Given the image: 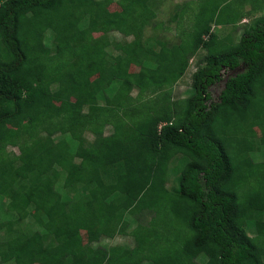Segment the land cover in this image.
Returning a JSON list of instances; mask_svg holds the SVG:
<instances>
[{"label": "trees", "instance_id": "1", "mask_svg": "<svg viewBox=\"0 0 264 264\" xmlns=\"http://www.w3.org/2000/svg\"><path fill=\"white\" fill-rule=\"evenodd\" d=\"M116 2L0 0V264H264V0Z\"/></svg>", "mask_w": 264, "mask_h": 264}, {"label": "rangeland", "instance_id": "2", "mask_svg": "<svg viewBox=\"0 0 264 264\" xmlns=\"http://www.w3.org/2000/svg\"><path fill=\"white\" fill-rule=\"evenodd\" d=\"M185 1H189V0H162V2H160L158 4V6L156 7V9H155L156 17L154 18L152 23L153 22H156V23L157 22L167 23L166 20L172 14L173 6L178 4V3L185 2ZM110 9H111V11H116L118 9V5H117L116 0H113V4L110 6ZM249 10H251L250 5L245 4L244 12L249 11ZM259 17H264V11H261V12L256 11L255 14L252 13L250 16L244 17L242 19L241 23L238 24L236 33L234 34V37L236 39H238L239 36L241 35V33L243 32L244 28L247 26V24L250 23V20L254 19V18H259ZM165 25H167V24H165ZM168 26H169L170 30H167V31H165V29H166V26H165V29L162 28V29H157V30H152V29H149V28H145L144 32H145L147 37L149 36L148 38L154 36L156 39L174 43V42H176V38L174 36L175 25L174 24H169ZM91 30L94 32V34H93L94 36H98L99 35V33L97 31L95 32V30H94V28L92 26H91ZM229 31H230L229 28L228 29H223V31L221 30L220 34L223 35L224 33H227ZM110 38L114 39L116 41H120L123 37L119 33L115 32V33H112L110 35ZM143 70L145 72H148V69L146 67L145 68H141V67L132 66L130 68V70H129L130 79L136 78L140 72H143ZM191 73H192V70L186 72V74L173 86L172 93L170 95V98L172 100L183 99V98L187 97V95H188V93L190 91V75H191ZM68 77H69V81H70L72 89L79 90L80 89V84H79V79H78L77 75L76 74H69ZM221 88H222V82L212 86L210 89H211L212 93L214 94V93L219 92ZM136 92H137L136 89H132L131 90V96L134 97L136 95ZM78 101L83 105V108L86 111L87 110V103L85 102V100L80 98V99H78ZM99 102L102 103L100 101V99H99ZM67 104L68 103H66V102L65 103L64 102H60L58 105L61 106V107H64ZM111 132H112L111 126H106L105 129H104L105 135H108ZM255 132H256L257 137H259V138L263 137V135L261 134V132L258 129H256ZM85 136L87 138H89V139L92 138V136L89 133H87V132L85 133ZM73 148H75V147H72V150H73ZM9 150L12 151L15 154L19 153L17 147H10ZM160 151H162V152H160L159 157L162 160H164L165 162L169 163L172 160L173 155L171 153H169L168 151H166L165 149H161ZM255 159H257V158L255 157ZM258 159L260 160V158H258ZM27 168H26V171L30 170V168H28V169ZM72 172L73 171H71L70 174H72ZM171 183L172 182L170 180V182L168 183V187L172 186ZM251 229H253V228H249L248 229V233H249L250 236L253 235V232L255 230V229H253L251 231ZM102 243H103L104 246H107V247L123 246V245L132 246L133 245V239L131 237H129V236H116L113 239H105V240L102 241Z\"/></svg>", "mask_w": 264, "mask_h": 264}]
</instances>
